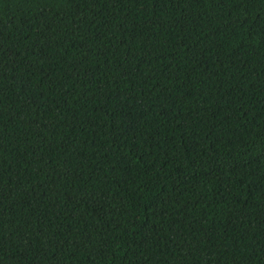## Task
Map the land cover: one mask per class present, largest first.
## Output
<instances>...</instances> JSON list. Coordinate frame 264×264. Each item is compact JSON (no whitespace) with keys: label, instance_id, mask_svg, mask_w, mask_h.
Wrapping results in <instances>:
<instances>
[{"label":"trees","instance_id":"1","mask_svg":"<svg viewBox=\"0 0 264 264\" xmlns=\"http://www.w3.org/2000/svg\"><path fill=\"white\" fill-rule=\"evenodd\" d=\"M0 264H264V0H0Z\"/></svg>","mask_w":264,"mask_h":264}]
</instances>
